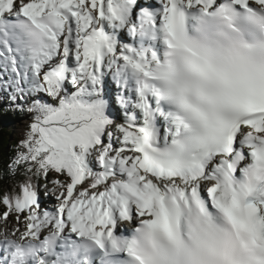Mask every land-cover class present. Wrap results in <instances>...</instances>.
Returning a JSON list of instances; mask_svg holds the SVG:
<instances>
[{"label": "snow or ice", "instance_id": "snow-or-ice-1", "mask_svg": "<svg viewBox=\"0 0 264 264\" xmlns=\"http://www.w3.org/2000/svg\"><path fill=\"white\" fill-rule=\"evenodd\" d=\"M0 106V264H264V0H0Z\"/></svg>", "mask_w": 264, "mask_h": 264}, {"label": "rangeland", "instance_id": "rangeland-1", "mask_svg": "<svg viewBox=\"0 0 264 264\" xmlns=\"http://www.w3.org/2000/svg\"><path fill=\"white\" fill-rule=\"evenodd\" d=\"M126 38H128L127 35ZM6 114L8 117H10V122H8L9 119L4 118L2 119V126L9 132L10 143H12L13 141L20 142L24 138L25 131L28 127V124L30 123V118L27 115H19L16 111L7 110ZM43 199L49 207L52 203H54V199L52 197H44Z\"/></svg>", "mask_w": 264, "mask_h": 264}, {"label": "trees", "instance_id": "trees-1", "mask_svg": "<svg viewBox=\"0 0 264 264\" xmlns=\"http://www.w3.org/2000/svg\"><path fill=\"white\" fill-rule=\"evenodd\" d=\"M6 113L7 110L4 107H0V171H2L5 168V166L10 162L9 157L14 155L16 146L19 143L17 141H13L12 143H10L9 132L6 128L2 126V122H3L2 119L10 118L7 116ZM17 114L25 115L20 112H17Z\"/></svg>", "mask_w": 264, "mask_h": 264}, {"label": "bare ground", "instance_id": "bare-ground-1", "mask_svg": "<svg viewBox=\"0 0 264 264\" xmlns=\"http://www.w3.org/2000/svg\"><path fill=\"white\" fill-rule=\"evenodd\" d=\"M141 3H142V4H147V2H142V1H141ZM126 35H127L126 32L122 34V38H123L124 42L131 40V37H129V36L127 35L128 38H126ZM111 83H112L111 91H112V94H113V96H114L115 93H116V91H117V89H116V86H115L114 82H111ZM114 114L117 116L118 119L121 118V114L119 113L118 108L114 111ZM7 119H8V118H7ZM7 119H6V120H7ZM8 122H10V120H8ZM11 123H12V122H11Z\"/></svg>", "mask_w": 264, "mask_h": 264}]
</instances>
